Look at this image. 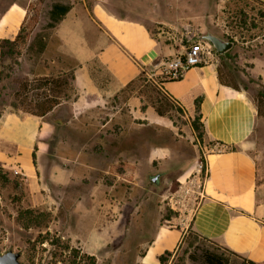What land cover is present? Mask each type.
<instances>
[{
	"label": "rangeland",
	"instance_id": "374dc122",
	"mask_svg": "<svg viewBox=\"0 0 264 264\" xmlns=\"http://www.w3.org/2000/svg\"><path fill=\"white\" fill-rule=\"evenodd\" d=\"M95 1L0 0V115L14 109L36 113L38 103L43 101L45 94L56 93L51 85L40 87L47 78L67 79V88L60 95L66 99L74 97L75 62L70 55L58 49L60 40L55 35V28H48L46 23L54 2L70 3L74 10L88 12L93 24H85L86 36L95 39L98 35V24L93 20ZM13 2H27L28 9L31 4L33 6L29 10V21L22 30L23 35L29 33L26 43L23 39L14 45L7 42V39L15 38L21 19L22 7H11ZM104 2L106 9L112 13L145 23L162 45L173 49L174 54L165 59L184 52L209 31L235 42L228 55L222 58L215 56L212 62H217L225 78L248 91L257 107L260 106L255 131L247 149L257 160L259 172L264 176V4L257 0ZM36 9H39L38 20L30 28ZM38 32H42L48 41V48L40 57L27 49L28 42ZM100 32L99 36L102 37ZM64 48L75 50L72 46ZM154 78L163 80L160 74L152 77L144 74L108 103L106 110L110 113L122 107L132 111L131 134H126L125 139L130 148L123 152V155L131 157L132 163L122 161L121 165H114L121 174L104 178V186L99 189L106 194L110 205L103 201L100 215L92 214L91 202L81 198V194L90 191L91 186L81 184L76 171L71 172L78 162L76 144L72 143L71 149L67 146L59 151L64 167L69 170L70 180L64 186L50 187L55 195L53 199L45 198L47 189L39 187L41 189L36 190L22 171L8 170L0 164L1 252L11 249L20 251L24 264H137L159 223L156 215L157 218L151 216V210L158 214L161 212L162 223L168 226L179 224L176 218L179 212L169 205V199L175 192L171 187L178 181V190L187 183L189 176H194L198 164L204 162L202 147L205 144L198 139L192 127L193 120H189L174 99L170 98L164 115L157 112L155 104L160 91ZM131 98L129 106L127 102ZM151 110L164 119H151ZM64 111L69 119V110ZM137 111L147 116L139 115ZM104 119L103 115L99 120ZM64 131L71 142L76 139L74 130L72 133L68 128ZM81 137L78 135V139ZM115 139L121 141L123 138L119 136ZM157 143L167 145L169 149H164L153 159L151 147ZM53 147L54 142L50 148ZM109 155L110 160L123 157L121 151H111ZM53 158L48 156L42 160L44 166L59 160L58 157ZM35 159L39 161V158ZM108 160L103 158L101 166L106 167ZM44 166L40 186L45 185L44 181L49 183L48 178L44 177ZM99 173L101 175L97 174V178L104 174L103 171ZM157 174L158 179L154 181L153 177ZM131 192L137 194L135 201L129 199ZM26 210H34V213H27ZM196 245L199 246L197 249ZM202 248L217 247L190 232L175 264H206L202 260ZM195 249L199 256L197 261L189 257ZM227 254L229 261L226 264H251L241 256L231 252Z\"/></svg>",
	"mask_w": 264,
	"mask_h": 264
},
{
	"label": "crops",
	"instance_id": "0c3cea01",
	"mask_svg": "<svg viewBox=\"0 0 264 264\" xmlns=\"http://www.w3.org/2000/svg\"><path fill=\"white\" fill-rule=\"evenodd\" d=\"M10 6L22 7L16 37L27 14L28 3L13 2ZM106 6L104 0L94 3L93 20L98 24L95 39L86 36L85 24H93L88 12L81 13L73 6L54 27L60 40L58 49L75 62L74 97L60 96V103L45 115L15 109L0 115L1 166L22 171L36 190L41 189L39 187L47 189L48 193H44L46 199L55 198L50 187L64 186L69 182V170L64 167L59 151L67 146L71 149L76 144L78 162L71 172L76 171L81 184L91 186L81 198L91 202L92 214L96 215L101 214L103 201L110 205L106 194L99 189L104 186V178L121 174L114 165H121L122 161L132 163L130 156L123 155L130 148L125 139L126 134H131L132 111L122 107L110 113L106 110L108 103L143 71L144 74L154 72L153 75H159L162 61L174 54L173 49L159 42L145 23L118 16ZM65 46H72L75 50L68 51ZM220 70L217 62H210L191 68L179 80L154 78L158 89L174 99L190 121L196 115V100L201 99L204 146L207 147L204 154L205 198L189 227L187 224L168 226L162 223L160 211L158 214L151 210V216H157L159 223L137 264H175L180 250L187 244L190 229L219 248V252L227 248L248 261L264 264V176L259 172L257 160L247 149L259 110L248 91L221 81ZM127 103L130 106L132 98ZM64 110H69V119ZM149 113L151 119H164L155 110ZM103 115L105 119L99 120ZM66 128L69 133L75 131L77 137L72 142L64 134ZM78 135L83 137L78 139ZM119 136L123 138L121 141L115 139ZM53 142L55 147L50 148ZM211 142L236 145L237 149L217 152L210 147ZM164 149L169 147L162 143L153 145L151 157L156 158ZM111 151H121L123 157L110 160ZM48 156L59 160L44 166L42 160ZM103 158L109 159L106 167L101 166ZM42 166L46 167L44 177L51 184L44 181L46 187L39 185ZM101 171L103 176L97 178ZM136 198V193L129 194L130 200ZM167 251L172 254L162 262L160 255Z\"/></svg>",
	"mask_w": 264,
	"mask_h": 264
},
{
	"label": "trees",
	"instance_id": "16d2710c",
	"mask_svg": "<svg viewBox=\"0 0 264 264\" xmlns=\"http://www.w3.org/2000/svg\"><path fill=\"white\" fill-rule=\"evenodd\" d=\"M261 3L264 4V2H262L261 0H257ZM29 7H33L32 4ZM29 8L27 11V14L22 22L21 25V29L19 31V33L17 34V36L11 40V39H7V42H10V44H16L18 42H20L22 39L24 40V42L26 43L28 40V34L23 35V27L26 23H28L29 21V10L31 9ZM72 8V4L70 3H64V2H54L49 10V20L46 23V26L48 28H54L56 27L67 15V13L71 10ZM38 13H39V9H36V13L35 15L32 17V20L30 22V28L33 27V25L37 22L38 20ZM48 48V41L46 39V37L44 36V34L42 32H38L34 38L28 42L27 45V49L31 50L34 52V54L36 56H41L46 49ZM230 53V50L225 52L224 54H221L220 58L228 55ZM144 75V71L141 73V75L136 79L133 80L131 83L128 84L127 87L131 86L132 84L136 83L138 80H140ZM219 76L220 79L223 83L231 85L235 88H240L237 84H234L232 82H230L229 80H227L223 74V72L220 70L219 71ZM179 80V79H177ZM51 85V88L53 89L54 92H56L55 94H51V95H47L44 96L43 101L38 103V111L36 112V114L38 115H45L46 113H48L50 110H52L56 105H58L60 103V94L66 90L67 85H68V80L67 79H60V78H47L44 82H42L40 87H44V86H49ZM159 96L156 100V110L159 114L164 115L165 110L164 108H168L170 105V97L167 96L164 92H162L159 89ZM200 101L201 99H197L196 100V115L192 121V127L193 129L196 131L198 139L201 142H204V138H205V130H204V125L201 121V112H200ZM163 107V108H162ZM259 112H260V106H258ZM212 144V142L210 143ZM224 144V143H223ZM226 150H236L237 146L236 145H227L225 144ZM4 178L7 180V176L4 175ZM179 182L175 181L171 187L172 191H176L178 188ZM25 212L27 213H34V210H26ZM192 232V230H189V233ZM198 236V235H196ZM205 239V238H203ZM199 246L196 245L195 248L197 249ZM196 249L191 252L189 254V257L191 260L193 261H197L199 259V256L196 253ZM225 250H223L222 252H219L220 249L219 248H202V260L206 263V264H226L229 261V256L227 254V252H231L233 254H235V252L230 251L227 248H224ZM172 253L170 251H167L165 254L160 255V260L162 262L167 261L168 257L171 255ZM237 255V254H236ZM251 264H258L254 261H249ZM94 264V262H92Z\"/></svg>",
	"mask_w": 264,
	"mask_h": 264
},
{
	"label": "built area",
	"instance_id": "2783aa9c",
	"mask_svg": "<svg viewBox=\"0 0 264 264\" xmlns=\"http://www.w3.org/2000/svg\"><path fill=\"white\" fill-rule=\"evenodd\" d=\"M215 48L203 39L191 44L184 52L162 61L159 66V74L163 80L181 79L187 71L195 66L212 62L215 58ZM154 72H148V76L152 77ZM212 150L221 152L226 150V145L216 142L210 146ZM203 155L207 151V147H202ZM206 164L204 162L198 164L194 176H189L187 183L180 186L170 199L169 205L175 211L179 212V224L189 227L190 222L205 198L204 184L206 179Z\"/></svg>",
	"mask_w": 264,
	"mask_h": 264
},
{
	"label": "water",
	"instance_id": "95a60500",
	"mask_svg": "<svg viewBox=\"0 0 264 264\" xmlns=\"http://www.w3.org/2000/svg\"><path fill=\"white\" fill-rule=\"evenodd\" d=\"M202 39L208 41L215 48V55L220 56L225 52L231 50L235 42L233 40L227 39L220 36L212 31L207 32L202 36ZM158 174L153 177V180L158 179ZM22 253L16 250H8L6 252L0 251V264H24L21 260Z\"/></svg>",
	"mask_w": 264,
	"mask_h": 264
}]
</instances>
